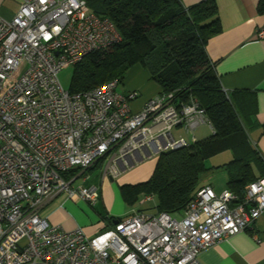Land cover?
<instances>
[{"label": "built area", "instance_id": "1", "mask_svg": "<svg viewBox=\"0 0 264 264\" xmlns=\"http://www.w3.org/2000/svg\"><path fill=\"white\" fill-rule=\"evenodd\" d=\"M120 41L114 23L87 0H20L10 19L0 17V264H201L204 248L264 212L262 177L241 197L205 184L180 217L139 210L93 236L39 214L44 198L60 193L93 204L98 188L77 180L98 161L114 178L139 154L186 146L199 125L211 127L195 99L176 103L173 92L133 112L137 92H122L116 78L80 93L64 89L62 68ZM176 128L193 135H175ZM153 199L145 194L140 204Z\"/></svg>", "mask_w": 264, "mask_h": 264}, {"label": "trees", "instance_id": "2", "mask_svg": "<svg viewBox=\"0 0 264 264\" xmlns=\"http://www.w3.org/2000/svg\"><path fill=\"white\" fill-rule=\"evenodd\" d=\"M87 3L114 23L121 41L91 52L75 64L70 92H84L114 78L121 82L137 64L148 71L159 92H173L176 103L195 99L211 124L209 136L195 137L186 146L158 154L147 180L121 185V196L128 205L140 195L153 194L158 212L181 213L205 185L201 178L210 170L205 160L224 150H230L232 158L216 168L226 169L227 189L241 197L246 184L264 177V157L247 131L251 118L246 110L250 104L239 102L241 90L226 93L222 89L206 51L209 38L220 31L216 0H201L190 6L181 0ZM258 9L264 11V0H260ZM121 219L111 217L112 222Z\"/></svg>", "mask_w": 264, "mask_h": 264}, {"label": "crops", "instance_id": "3", "mask_svg": "<svg viewBox=\"0 0 264 264\" xmlns=\"http://www.w3.org/2000/svg\"><path fill=\"white\" fill-rule=\"evenodd\" d=\"M199 1L201 0H181L185 6ZM259 2L260 0H216L220 31L209 38L206 51L214 63L222 89L226 93L241 90L239 102L247 101L250 104L246 110L251 118L247 129L249 139L264 157V37L256 36V32L264 28V11L258 9ZM19 4L20 0H0V17L10 19ZM131 69V80L127 81L125 76L120 83V90L137 92L136 98L130 104L132 111L137 112L148 99L157 95L160 89L158 84L150 79L146 69L137 64L129 70ZM173 132L184 137L188 135L180 128L174 129ZM139 155L135 162L128 163L114 178L104 175L103 170L100 174L93 172L100 161L104 162L100 160L86 171V179L77 180V183L82 182L85 186L94 185L98 188L99 196L93 204L77 195L68 197L67 194L60 193L44 198L39 214L50 224L57 225L64 231L80 228L86 235L93 236L115 223L111 217L123 219L138 209H144L150 204H140L144 195L139 196L140 208L128 210L123 216L107 212L102 205L104 190L114 195L111 183L120 187L143 182L151 176L157 155ZM207 161L206 159V166ZM199 261L201 264H264V212L251 227L204 248L199 254Z\"/></svg>", "mask_w": 264, "mask_h": 264}, {"label": "rangeland", "instance_id": "4", "mask_svg": "<svg viewBox=\"0 0 264 264\" xmlns=\"http://www.w3.org/2000/svg\"><path fill=\"white\" fill-rule=\"evenodd\" d=\"M73 69H74V66L69 65V66L62 68L60 72L58 73L59 81L61 85L64 87V89H69L71 87L70 77H71ZM131 72H132V69L126 73L127 81H130L132 78ZM121 87L122 86L120 85L118 89L120 90ZM133 100H131V102ZM193 133L197 139H202V138L209 136L212 133V131L207 124H201L193 131ZM193 133H189L186 138L189 139L193 135ZM231 158H232V153L230 150H224L216 155H213L207 158L208 160L207 166L210 168V170L207 171L204 175H202L201 182L203 184H210L216 192L226 189L227 188V177H228L227 171L224 168H216V167L226 163ZM104 165H105L104 162H100L99 166H97L93 170V172L95 174H100L104 168ZM112 184L114 187V190H113L114 195H112L107 190L103 191L102 205L104 206L107 212L110 211L111 213H114L116 215L123 216L128 210H131V209L137 210L138 208H140L139 201L141 200V197H139L138 200L134 204L128 205L121 196V193L119 191L120 189L119 185H117L116 182L115 184L117 185V187H115L114 183H111V186ZM155 201L156 199L154 198L153 201L150 202L148 206H145L144 209L142 210L146 213H156L157 209L155 207V203H154ZM90 209H92L91 206H90ZM139 210L141 209H138V211ZM174 216L180 217V214L179 213L174 214Z\"/></svg>", "mask_w": 264, "mask_h": 264}, {"label": "water", "instance_id": "5", "mask_svg": "<svg viewBox=\"0 0 264 264\" xmlns=\"http://www.w3.org/2000/svg\"><path fill=\"white\" fill-rule=\"evenodd\" d=\"M115 222H117V221H115Z\"/></svg>", "mask_w": 264, "mask_h": 264}]
</instances>
